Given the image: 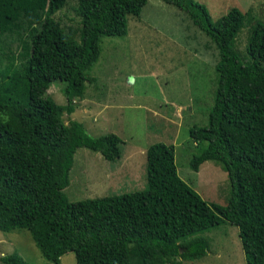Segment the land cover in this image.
<instances>
[{
	"label": "trees",
	"instance_id": "obj_1",
	"mask_svg": "<svg viewBox=\"0 0 264 264\" xmlns=\"http://www.w3.org/2000/svg\"><path fill=\"white\" fill-rule=\"evenodd\" d=\"M67 1L0 0V32L18 14H41L20 46V61L0 62V232L26 230L52 264L67 253L75 264H181L204 257L208 244L200 234L227 223L237 228L244 264H264V24L252 28L251 62L243 65L230 47L243 20L239 10L212 21L194 0H158L182 12L217 53L206 125L188 130L199 148L189 168L222 165L230 185L224 206H208L176 175L173 147L163 143L145 150L144 190L68 202L62 190L75 151L114 163L121 141L88 136L62 117L82 97L100 39L124 37L126 17H138L148 0H74L77 38L53 18ZM61 62L71 66L65 105L44 95ZM0 262L28 264L15 252Z\"/></svg>",
	"mask_w": 264,
	"mask_h": 264
},
{
	"label": "rangeland",
	"instance_id": "obj_2",
	"mask_svg": "<svg viewBox=\"0 0 264 264\" xmlns=\"http://www.w3.org/2000/svg\"><path fill=\"white\" fill-rule=\"evenodd\" d=\"M203 5L212 21L236 8L243 15L230 47L243 65L251 60L246 52L252 28L264 24V0H194ZM74 0H68L53 18L65 32L77 38L79 19ZM18 14L0 32V62L20 61L21 44L40 16ZM99 56L87 71L81 98H74V111L63 115L91 137L115 135L120 157L106 162L99 153L78 148L72 158L68 185L62 190L68 202L141 191L146 188L145 150L148 145H172L176 175L208 206H224L230 185L222 165L203 162L196 172L189 168L199 148L189 140L191 127H203L212 105L217 53L214 45L185 15L158 0H148L138 17H126L124 37L101 38ZM264 68V61L261 63ZM71 66L61 62L45 92L58 105H65L64 81ZM207 252L199 260L181 264H244L237 228L223 223L200 234ZM15 252L28 264H52L34 246L26 230L0 232V258ZM1 264V262H0ZM59 264H75L73 255L60 257Z\"/></svg>",
	"mask_w": 264,
	"mask_h": 264
}]
</instances>
